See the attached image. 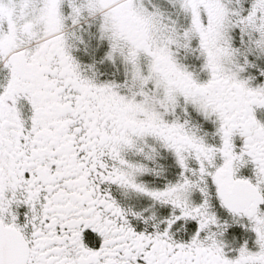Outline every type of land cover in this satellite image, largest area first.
I'll return each instance as SVG.
<instances>
[{
    "label": "snow or ice",
    "instance_id": "6c2138e0",
    "mask_svg": "<svg viewBox=\"0 0 264 264\" xmlns=\"http://www.w3.org/2000/svg\"><path fill=\"white\" fill-rule=\"evenodd\" d=\"M0 264H264V0H0Z\"/></svg>",
    "mask_w": 264,
    "mask_h": 264
}]
</instances>
